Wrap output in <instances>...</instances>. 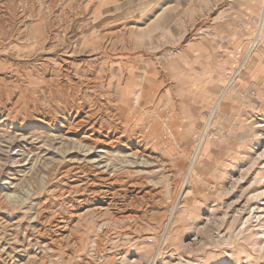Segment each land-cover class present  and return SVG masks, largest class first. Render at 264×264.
I'll use <instances>...</instances> for the list:
<instances>
[{
	"label": "rangeland",
	"instance_id": "1",
	"mask_svg": "<svg viewBox=\"0 0 264 264\" xmlns=\"http://www.w3.org/2000/svg\"><path fill=\"white\" fill-rule=\"evenodd\" d=\"M263 7L0 0V264H264Z\"/></svg>",
	"mask_w": 264,
	"mask_h": 264
},
{
	"label": "bare ground",
	"instance_id": "2",
	"mask_svg": "<svg viewBox=\"0 0 264 264\" xmlns=\"http://www.w3.org/2000/svg\"><path fill=\"white\" fill-rule=\"evenodd\" d=\"M75 106H76V104H75ZM80 108V107H79ZM73 109V108H72ZM71 110V109H70ZM78 110H80L81 111V109H78ZM76 111V110H75ZM67 119H69V120H71V119H75V121H73V122H75V124H74V126L73 127H78V128H80V127H82L83 125H84V123L85 122H87V117L86 116H81V115H76V114H73L72 116H70V112L68 113V115L66 116V115H63V117H62V120H67ZM42 120V123H48V122H52V119L50 120V119H48V120H46V119H41ZM73 125V124H72ZM77 129V128H76ZM82 129V128H81ZM100 129V128H99ZM91 138V137H90ZM89 145V144H88ZM93 145V144H92ZM78 167H80V166H78ZM263 209L264 207H262V206H258V207H256V208H253V210H255V212H257V210L258 209ZM208 215H209V213H208ZM263 216L262 215H260V214H258L257 216H256V218H257V220H260L261 218H262ZM208 217H206V219H207ZM230 260L228 259V258H224V259H221V260H219V261H216L214 264H224V263H227V262H229Z\"/></svg>",
	"mask_w": 264,
	"mask_h": 264
},
{
	"label": "built area",
	"instance_id": "3",
	"mask_svg": "<svg viewBox=\"0 0 264 264\" xmlns=\"http://www.w3.org/2000/svg\"><path fill=\"white\" fill-rule=\"evenodd\" d=\"M263 10H264V7H263ZM262 18H263V16H262ZM262 18H261V21H260V23H259L260 26H261V24H262Z\"/></svg>",
	"mask_w": 264,
	"mask_h": 264
}]
</instances>
